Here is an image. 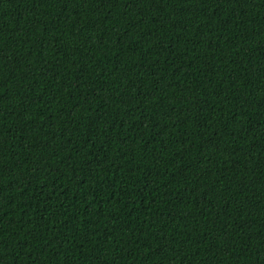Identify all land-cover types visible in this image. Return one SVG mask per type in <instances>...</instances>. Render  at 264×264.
Returning <instances> with one entry per match:
<instances>
[{"label": "trees", "instance_id": "trees-1", "mask_svg": "<svg viewBox=\"0 0 264 264\" xmlns=\"http://www.w3.org/2000/svg\"><path fill=\"white\" fill-rule=\"evenodd\" d=\"M0 264H264V0H0Z\"/></svg>", "mask_w": 264, "mask_h": 264}]
</instances>
